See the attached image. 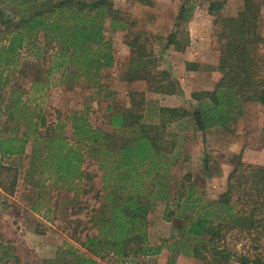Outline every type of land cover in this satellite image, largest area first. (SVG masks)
<instances>
[{"label": "trees", "instance_id": "trees-1", "mask_svg": "<svg viewBox=\"0 0 264 264\" xmlns=\"http://www.w3.org/2000/svg\"><path fill=\"white\" fill-rule=\"evenodd\" d=\"M226 1L209 0L208 14L219 13ZM10 3L17 10V19L0 9V38H5L0 44V86L9 84L8 73L19 65L18 54L26 38L38 34L43 37L38 43L43 52L38 50V54L42 53L43 62L49 65V80L32 81L28 91L10 89L9 101L2 109L0 106L6 116L0 128V157L24 155L30 145L32 169L40 174L47 172L62 186L73 187L93 179L83 164L88 153L95 157L101 188L96 192L98 205L91 211L90 222L97 233L85 235L81 246L94 252L102 249L116 258L114 264L130 256L159 254L161 249L148 243L147 214L153 202L161 201L165 203L163 220L184 221L183 230L194 241L177 252L202 264H228L231 260L264 264V167L238 164L227 178L225 191L210 203L187 185L189 174L178 186L171 187L168 161L175 141L165 136L168 125L180 122L197 131L214 127L227 130L241 115L245 103H257L264 109L263 60L258 54L264 42L258 33L264 0H242V9L236 15L221 19V30L211 42V48L219 52L215 70L221 78L213 91L192 95L197 102L192 112L159 107V121L145 122V98L140 93L137 101L132 94L127 109L108 116L111 133L93 128L84 114L66 115L71 121L72 137L76 138L74 144L61 131L63 122L58 117L46 121L38 101L50 86L67 76L69 65L82 76L92 77L113 65L111 42L105 37L106 20L111 31H127L126 44L136 52L127 68L130 78H137V68L144 70L149 64L147 42L128 31L125 16L107 0H34L27 7L22 0ZM140 3L147 4V0ZM192 3L181 0L178 8L176 30L168 37L175 51L186 47L188 39L179 26L190 21ZM187 66L188 71L198 70V65ZM160 85V93L174 92L170 81ZM20 127L22 131L18 132ZM229 236L232 240L228 243ZM233 242H238V250L231 248ZM83 264L98 263L90 259Z\"/></svg>", "mask_w": 264, "mask_h": 264}, {"label": "rangeland", "instance_id": "rangeland-1", "mask_svg": "<svg viewBox=\"0 0 264 264\" xmlns=\"http://www.w3.org/2000/svg\"><path fill=\"white\" fill-rule=\"evenodd\" d=\"M22 1L27 7L34 0ZM107 1L125 16L128 31L146 40L149 64L144 70L137 68V78L126 74L136 52L126 44L127 31H111L106 20L105 37L111 42L113 65L93 77L82 76L76 67L69 65L67 76L50 86L45 97L38 101V109L46 121H56L58 117L63 122L61 131L70 144H74L76 138L72 137L71 121L66 115L84 114L93 128L111 133L108 116L127 109L132 94L137 101L140 93L145 98V122L159 121L156 111L159 107L192 112L197 105L192 95L213 91L221 78L215 70L219 52L211 48L213 35L220 32L222 18L234 16L242 9V0H228L219 13L209 15V0H193L190 21L179 26L188 39L186 47L175 51L168 44V37L176 30L175 18L181 0H147V4L140 0ZM10 2L12 0H0V9L17 19V10L12 9ZM258 33L264 38V8L260 9ZM42 41V34L26 38L18 54L19 65L8 73L9 84L0 86L1 109L10 99V89L28 91L32 81L49 80L46 75L49 65L43 62L42 53L38 54V50H42L38 43ZM1 43H5V38H0ZM258 54L262 56L261 73L264 74V42L258 47ZM189 64L198 65V70L188 71ZM166 81L173 83V93L159 92L160 83L165 85ZM5 119L0 111V128ZM187 125L174 123L165 129V136L175 141L168 161L171 187L178 186L189 174L187 185L212 203L225 191L227 178L238 164L264 167V109L259 104L245 103L241 115L227 130L214 127L197 131ZM11 128H14L13 123ZM29 152L30 145L24 155L0 157V264H83L90 259L98 264H114L116 258L102 249L94 252L81 246L85 235L97 233L90 222L91 211L98 205L96 192L101 188L95 157L88 153L83 164L93 179L73 187L72 184L62 186L56 178H49L47 172L40 174L32 169ZM174 190L172 188V192ZM153 203L147 214V236L149 245L159 247L160 253L145 258L130 256L118 263L202 264L177 252L194 242L183 230L186 223L176 219L164 221L165 203ZM231 240L229 236L228 243ZM234 243L231 248L238 250V242L235 243L238 245ZM228 264L238 263L231 260Z\"/></svg>", "mask_w": 264, "mask_h": 264}]
</instances>
